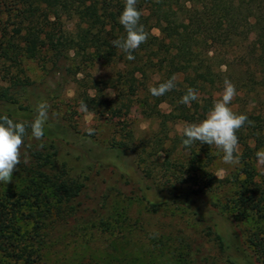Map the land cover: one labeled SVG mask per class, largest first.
<instances>
[{"label":"trees","instance_id":"obj_1","mask_svg":"<svg viewBox=\"0 0 264 264\" xmlns=\"http://www.w3.org/2000/svg\"><path fill=\"white\" fill-rule=\"evenodd\" d=\"M124 5L125 0H0V61L19 68L23 58L40 59L48 70L41 81L13 75L9 85L0 86V116L7 114L15 122L30 123L43 98L51 102L62 95L73 66L79 74L89 66L104 62L114 68L112 75L77 79L83 87L82 96L87 106L92 110L103 108L115 116L122 112L125 115L134 103H139L162 120L160 132L154 134L152 140L142 141L141 146H134L133 135L129 134V141L107 148L113 158L121 162L109 167L97 160L91 167L92 173L84 175L79 171L78 162L75 163L76 158L66 149L75 139L87 142L92 136L76 134L49 109L41 140L34 139L31 129H27L21 162L17 166L30 177L31 186L19 197L12 193L0 199V254L20 259L24 264H35L40 258L43 243H36L30 233L17 225L20 209L32 197L39 203L38 207L44 203L43 197L35 192L48 191L54 200L53 207L64 214L68 223L93 225L101 221L104 224L100 210L106 207L107 197H94L89 189L95 186L97 177L109 172L119 174L132 186L131 191L110 186L118 195L145 202L153 210L175 206L199 218H203L205 208L217 212L234 224L233 231L226 235L215 226L208 227L228 262L264 264V225L245 236L206 185L189 193L176 192L171 185L164 186L157 181L156 164L152 163L153 156L163 152L162 171L178 168L171 159L173 150L165 149L161 133H166L169 121L182 120L190 124L203 120L217 100L216 94L223 92L224 80L228 79L238 93L229 106L240 104L239 109L233 111L253 122L252 125L246 122L236 133L239 144L244 146L240 158L246 179L239 187L234 204L239 210H254L264 218V195L257 197L260 185L255 181L250 163L256 151L264 150V37L259 51L252 50L249 43L254 30L264 34V0H137V9L142 12L140 23L149 35L147 42L135 50V59L131 61L112 45L113 40L126 36L119 23ZM154 29H159L160 34L156 35ZM54 73L62 74L55 86L50 84L49 78ZM173 75L177 77L174 89L160 97L150 93L151 87H158ZM188 88L199 93L191 107L180 103ZM87 89L98 95L91 96ZM107 89L112 98L108 95L101 99L99 94ZM165 102L173 107L169 114L159 109ZM182 139L179 138V142ZM41 144L43 148L39 147ZM148 146L153 150L151 154H147ZM209 151L208 146V156ZM124 157L130 161H124ZM135 166L141 176L134 180L129 168ZM204 172L205 178L210 180L208 171ZM20 199L24 203H20ZM90 204L98 208L91 207L88 213ZM104 226L110 228L109 224ZM37 227L33 228L36 235L39 234ZM187 247L196 250L194 260L204 253L192 242H187ZM209 260L205 256V263Z\"/></svg>","mask_w":264,"mask_h":264},{"label":"rangeland","instance_id":"obj_2","mask_svg":"<svg viewBox=\"0 0 264 264\" xmlns=\"http://www.w3.org/2000/svg\"><path fill=\"white\" fill-rule=\"evenodd\" d=\"M153 32L156 35L160 34L159 29H154ZM263 35L259 30H254L250 34L249 43L252 50L261 49ZM47 67L49 69L50 65ZM45 68L44 62L40 59L23 58L19 68L0 61V86L9 85V79L13 75L41 81L47 75L48 70ZM76 71L78 70L73 66V72L67 78L65 90L59 98L51 102L43 98L40 102H47L52 114L71 127L76 134H88L86 129H94L90 141L75 139L66 149L70 152V156L76 158L75 163L78 162L79 171L88 175L92 173L91 167L97 160L104 161L109 167H113L117 161L121 162L113 158L107 148L115 143L129 141L127 137L129 134L133 135L131 137L134 146H141L142 141L152 140L153 135L160 132L162 120L150 114L149 110L139 103H134L125 115L122 112L114 116L100 107L96 110L88 107L87 112L82 111L81 104L86 103L82 96L83 87L77 83V79L110 76L114 68L99 62L79 74H76ZM61 75L54 73L50 76V84L55 86ZM38 90L42 93L41 89ZM87 91L91 96L97 94L94 90L87 89ZM110 93L111 91L107 89L103 94H99V97L106 99L109 95V98H112ZM220 94H216V99ZM239 106L240 104L236 103L231 108L236 111ZM159 109L162 113L169 114L173 107L165 102ZM185 125L187 123L182 120L169 121L166 128L168 136H165L166 133H161L165 141V149L173 150L171 159L178 164V168L169 172L162 171L161 163L165 159V153H157L152 158V163L156 164L153 165L156 167L157 181L164 186L171 185L173 190L179 193H189L206 185V188L210 189L209 193L225 207V212L237 221L245 236L259 231L260 226L264 225V218L254 210H239L234 204L239 187L246 179L241 158L238 165H229L223 163V153L214 145L196 142L190 147H185L178 140L182 137L180 129ZM151 145L153 146V143ZM208 146L211 148L209 156L206 154ZM251 147H254V144H251ZM152 152L153 150L148 146L147 154ZM256 152L250 163L255 173V181L260 185L256 190L259 198L264 195V168L258 167ZM243 153L244 146L239 144L238 155L241 156ZM123 159L130 161L126 157ZM204 171H208L210 180L205 178ZM129 173L134 180L140 179L141 171L136 166L129 168ZM29 179L30 177L17 167L11 183L0 182V199L12 193L19 197L31 186ZM144 185L147 186V182ZM110 186L122 187L124 191H131L132 188L119 174H109V172H104V177H97L95 186L90 187V195L107 197V205L100 210V215L104 219L102 220L104 224H109V229H106L101 221L93 225L68 223L64 214H60L53 207L54 200L48 195V191L40 194L35 192L36 195L43 197L44 203L38 207L39 203H35V198L32 197V200L20 209L17 220L21 230L30 233L36 243H43L41 256L35 264H230L208 229L212 225L225 235L232 232L234 224L227 222L228 220L222 215L208 208L203 211V218L175 206L153 210L145 202L128 200L118 195ZM19 201L24 203L23 199ZM89 206L88 213L92 208H98L95 204ZM38 222L40 224H37ZM37 225L39 234L36 235L33 233V228ZM187 242H192L195 248H201L204 251L203 255L194 260L196 250H189ZM205 256L209 257V262L205 263ZM0 264H24V262L0 254ZM254 264L258 263L254 261Z\"/></svg>","mask_w":264,"mask_h":264},{"label":"clouds","instance_id":"obj_3","mask_svg":"<svg viewBox=\"0 0 264 264\" xmlns=\"http://www.w3.org/2000/svg\"><path fill=\"white\" fill-rule=\"evenodd\" d=\"M137 0H125L123 11L119 17V23L123 26L126 36L112 41L115 48L126 54L128 60H134V52L141 44L146 43L148 33L140 23L142 12L137 9ZM177 77L173 75L169 80L159 84L158 87H151L150 93L160 97L176 87ZM235 85L228 79L224 80V89L219 98L214 102L213 107L206 117L199 123H190L180 129L182 133V144L190 147L196 142L199 144L214 145L223 153L222 161L229 165H238L239 141L236 135L245 123L252 125L253 122L244 114L235 113L229 106L237 96ZM199 93L193 88H188L182 96L180 103L191 107L193 101L198 100ZM49 105L47 102H40L36 106L37 115L30 122H15L7 114L0 116V182L9 184L12 182L13 173L21 162V149L24 145V137L27 129H31V136L41 140L44 136V125L49 119ZM81 110L88 111L87 104H81ZM89 135L94 129H86ZM39 147L43 148V144ZM258 167L264 168V150L256 152ZM29 161L25 155L24 163Z\"/></svg>","mask_w":264,"mask_h":264}]
</instances>
